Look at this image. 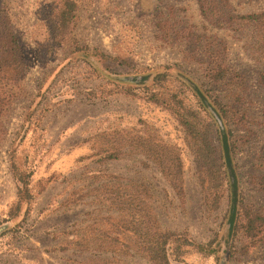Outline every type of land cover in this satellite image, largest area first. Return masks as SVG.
Here are the masks:
<instances>
[{
	"label": "rangeland",
	"instance_id": "obj_1",
	"mask_svg": "<svg viewBox=\"0 0 264 264\" xmlns=\"http://www.w3.org/2000/svg\"><path fill=\"white\" fill-rule=\"evenodd\" d=\"M263 12L264 0H0V264H151L128 213L172 235L170 264H264V16L247 18ZM184 108L223 164L218 188ZM174 152L182 196L156 161Z\"/></svg>",
	"mask_w": 264,
	"mask_h": 264
},
{
	"label": "trees",
	"instance_id": "obj_2",
	"mask_svg": "<svg viewBox=\"0 0 264 264\" xmlns=\"http://www.w3.org/2000/svg\"><path fill=\"white\" fill-rule=\"evenodd\" d=\"M62 15H63L62 20H64L65 22L66 15H69V13L67 11H64ZM262 16H264V12L258 15L256 14L249 15L247 18L254 19V21L257 22L259 19L262 18ZM9 44L12 45L11 48L9 47ZM5 49L7 50L8 53H12L10 51L12 49H15V54L18 56L20 52V45L15 36L11 38V41H7V44L5 45ZM1 61L4 62L3 59ZM16 61H20L19 56L18 59H16ZM18 70L19 68L16 69V71ZM185 109L186 108H184V114L180 115V118L182 120L181 123L184 126L186 133L194 138L195 141L194 147H195L198 171L200 172L202 179L208 178V180L212 182V186L218 188L222 185L223 182L221 178L222 174H224V178L226 176L225 175L226 172L222 171L223 164L221 165V171H220L219 169L220 166L217 164L218 159L214 155L213 146L211 145L210 141H208L207 133H205L203 127L198 126L196 123H190L188 121L189 117L192 114L190 111H187ZM223 144H224L223 149L225 152L224 154L226 156L231 173L233 174L227 136L224 137ZM156 161L163 174L168 178L172 188L176 191L178 195L182 196L183 184H184L183 183L184 171H183V164L180 155L175 152L174 154L169 156L166 155L165 153H161L157 155ZM235 186L236 183H233L232 190L234 189V192L236 191ZM18 190H19L18 192L20 193L22 187H19ZM130 203H131L130 200H126L122 204H125V206L130 207ZM126 216H130L132 221L125 222L123 226L132 227L136 237L141 241V244L144 245V251L142 253L147 258V260L151 264H170L169 245L171 242L170 237L172 235L167 236L162 231L159 233L158 232L151 233V231L146 226L144 227V225H147L146 222H144V219H140L137 214L129 215L128 213V215L126 214ZM230 224H232V221L230 222ZM250 228L253 229L254 226L251 225ZM181 241L186 242L179 237H177L174 242L178 243Z\"/></svg>",
	"mask_w": 264,
	"mask_h": 264
}]
</instances>
